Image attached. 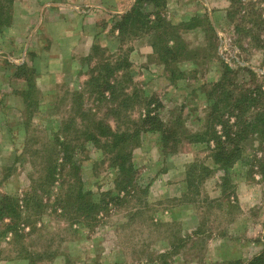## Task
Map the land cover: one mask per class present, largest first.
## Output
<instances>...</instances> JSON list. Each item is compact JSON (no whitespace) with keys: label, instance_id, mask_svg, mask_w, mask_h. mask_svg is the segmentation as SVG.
Segmentation results:
<instances>
[{"label":"rangeland","instance_id":"1","mask_svg":"<svg viewBox=\"0 0 264 264\" xmlns=\"http://www.w3.org/2000/svg\"><path fill=\"white\" fill-rule=\"evenodd\" d=\"M243 1L245 13L233 20L226 16L230 0L160 2L159 11L184 47L170 68L153 52L146 31L137 28L114 42L116 14L97 19L90 31L100 32L94 45L101 49L92 53L91 48L86 56L75 55L68 45L57 55L49 48L52 42L38 34L28 37L17 30L0 37V195L20 200L19 219L0 220V264H247L255 253L264 254V177L252 171L248 147L229 169L231 186L211 172L206 144L181 139L163 148L160 132H141L132 153L135 177L129 186L116 188L110 156L79 133L92 131L98 122L113 132L139 129L148 108L166 126L178 119L186 131H199L208 108L204 91L221 77L223 62L243 87L253 84L243 68L264 83V49L253 35L235 28L246 30L253 27L250 19L264 18V0ZM132 2L118 0L115 6L125 12ZM143 6L149 11L153 4ZM51 31L63 36L54 27ZM23 50L26 63L18 70L12 60H20ZM123 58L132 66L115 75L114 85L116 94L122 89L127 98L90 93V71ZM63 59L70 68H61ZM62 136L79 160L83 189L100 203L95 219L74 221L73 210L61 207L71 177L39 186L59 162L61 149L54 142ZM181 176L186 190L180 197L157 199V191ZM238 177H245L242 185L251 187L250 196L236 190ZM251 196L258 201L246 210Z\"/></svg>","mask_w":264,"mask_h":264},{"label":"trees","instance_id":"2","mask_svg":"<svg viewBox=\"0 0 264 264\" xmlns=\"http://www.w3.org/2000/svg\"><path fill=\"white\" fill-rule=\"evenodd\" d=\"M13 2L14 0H0V32L11 23ZM144 2L153 4L151 10L144 9ZM160 2L165 5V0H135L128 11L114 16L112 30L118 32L120 40L124 39L126 33H134L137 28L148 32L151 35L150 46L153 52L158 56L161 64L170 68L171 62L173 63L179 56V50L182 49L184 53V47L173 24L169 23L159 11ZM243 4V0H230V6L226 12L227 18L233 20L236 13L241 11L245 13ZM249 23L253 27L245 30L237 25L235 28L253 35L256 43L264 49V37L260 35L261 31H264V18L259 15L256 20L250 19ZM99 48L101 49L99 45H94L91 49L92 53ZM131 66V63L124 58L122 61L121 59L115 62L106 61L95 66L90 71V76L86 82L90 93L97 94L99 99H102L105 93H108L112 100L119 95L126 99L127 94L122 89H120L119 95L116 94L114 77L122 69ZM24 67V65H20L16 69L19 70ZM243 70L250 76L249 84L253 83L246 87L235 80L231 74H236V72L229 64L223 62L221 77L204 91L208 100V108L199 131H186L183 126L179 125L178 119L175 123L172 122L166 126L159 116L156 113H151L150 108H148L147 114L141 120L142 127L139 129L113 132L109 126L98 122L92 131H80L79 133L81 136L85 135L94 146L110 156L112 167L117 172L116 188L122 185L129 186L135 177L136 169L132 162V153L140 143L141 132L154 131L161 133V146L163 148L168 146V141L180 143L181 139L188 143L206 144L210 158L224 173L222 180L225 183H231L229 169L239 159L242 158L243 160V155L248 147L251 152L250 154L246 152L245 157L251 159L252 171L257 169L259 174L264 177V83L263 81L257 83V74L252 70L248 68H243ZM29 85L34 89L33 83ZM100 137H103L105 141L101 142ZM62 139L56 137V142H54L61 149L59 162L55 166L49 167L50 171H48L45 179L40 181L39 186L54 185L60 182V178L61 184H63L69 181L71 177L74 181H72L73 186H69L65 198L60 200L61 207L73 210L75 215L72 219L74 221L79 218L87 221L95 219L99 213L100 203L92 199L91 191L83 189V184L78 176L79 165L77 162L79 160L75 158L76 156L69 154L70 141L66 140L65 136H62ZM204 169L209 171L208 168ZM64 170L68 172L64 173ZM231 186H233L232 183ZM19 209L20 200L17 197L0 195V220L19 219ZM263 263L264 254L260 253L250 259L247 264Z\"/></svg>","mask_w":264,"mask_h":264},{"label":"crops","instance_id":"3","mask_svg":"<svg viewBox=\"0 0 264 264\" xmlns=\"http://www.w3.org/2000/svg\"><path fill=\"white\" fill-rule=\"evenodd\" d=\"M117 1L118 0H14L11 23L5 31L0 33V37H5V35L8 37L13 33H16L17 30L19 31L18 33L27 32L26 35L29 34L28 37L33 34H38L40 37H43L44 39L47 38L52 42L49 48L50 50L56 49L57 51L55 53H57V55L63 51L64 45H68V48L71 46L75 55L86 56L90 53V49L96 43L97 37L100 36L99 31H90L92 28H96L97 19L103 18L101 15L109 17L114 14H124L134 4V2H132L124 12V10L119 11L116 9L115 4ZM111 3L113 8L110 7ZM53 27L60 30L63 36L60 37L54 34L51 31V28ZM102 32L104 36L106 31ZM112 34L114 35L115 42L118 38V32L113 30ZM59 40L62 44L59 43ZM27 46L28 42L26 43L25 48ZM25 54L26 51L23 50L22 58H20V60H12V64L15 68L26 63ZM62 54L64 55V52ZM65 59L69 61L73 60L72 56H68ZM65 59L61 62V68L65 69V66L70 68L69 63L65 62ZM12 94V96H15L16 94L20 98L18 105H21V103H23V99L19 93L15 92ZM212 164L213 168L211 169V172H217V179L218 177L222 178L224 174L223 171L220 170L213 161ZM238 178L239 180L237 179L235 181L236 190H241L242 188L244 189V195H247V197L250 196L251 191H253L251 190V187L246 184L242 185L244 184L243 181L245 180V177ZM155 182L156 180L153 181V183ZM185 183L184 176L166 183L161 192L157 191V194L159 195L157 199L180 197L186 190ZM215 189L218 190L217 186H215ZM239 197L241 198V194H239ZM254 197L255 196L249 197V205L246 207V210H248L251 205L257 203L258 199ZM245 204L246 203H244V205H240L241 209L244 210ZM259 254L260 252H257L253 255V257Z\"/></svg>","mask_w":264,"mask_h":264}]
</instances>
